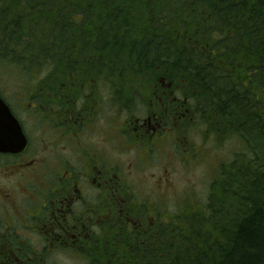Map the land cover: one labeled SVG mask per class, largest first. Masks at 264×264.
Segmentation results:
<instances>
[{
  "label": "trees",
  "instance_id": "obj_1",
  "mask_svg": "<svg viewBox=\"0 0 264 264\" xmlns=\"http://www.w3.org/2000/svg\"><path fill=\"white\" fill-rule=\"evenodd\" d=\"M3 75L22 88L15 102L33 92L37 104L86 103L97 90L112 115L113 97L133 100L139 87L167 107L178 93L207 136L237 137L243 151L220 164L208 202L180 214L130 190L134 216L153 219L152 246L117 254L125 264H264V0H0Z\"/></svg>",
  "mask_w": 264,
  "mask_h": 264
},
{
  "label": "flooded vegetation",
  "instance_id": "obj_2",
  "mask_svg": "<svg viewBox=\"0 0 264 264\" xmlns=\"http://www.w3.org/2000/svg\"><path fill=\"white\" fill-rule=\"evenodd\" d=\"M161 84L171 86L162 80ZM4 91L0 98L20 122L28 143L19 154L0 153V167L13 163L10 165H15L16 171L12 175L19 179L0 182V264H47L48 256L42 254L55 245L107 249L117 226L149 223L134 216L137 205L129 192L134 189L113 165V115L110 108L101 107L97 90L86 97V103L59 97L53 104H37L33 92L25 101L17 99L18 107L28 106L41 114L45 124L42 161L32 160L38 149L32 148V140ZM102 111H106L105 118ZM134 125L137 138L151 134L150 144H142L150 145L147 155L140 156L144 162L157 147L155 139L162 140L161 120L151 115L137 119ZM16 194L24 196L14 199ZM33 234H41L43 251H34Z\"/></svg>",
  "mask_w": 264,
  "mask_h": 264
},
{
  "label": "rangeland",
  "instance_id": "obj_3",
  "mask_svg": "<svg viewBox=\"0 0 264 264\" xmlns=\"http://www.w3.org/2000/svg\"><path fill=\"white\" fill-rule=\"evenodd\" d=\"M79 10L84 11L89 16L86 9L80 8ZM90 13L91 11H89ZM31 80L32 77H29L28 82H31ZM13 82V80H8L3 75V80H1L0 84L7 86V90L12 93L8 94L4 91V96L13 105L26 132L29 134L32 140V148L38 149L32 160L42 161L45 124L40 116L41 114L31 111L28 106L22 109L12 100L15 94L22 91L19 83ZM3 88L0 87L1 93ZM137 90L135 92L136 98L133 100L114 101L115 97H113L114 167L118 168V172L120 171L124 178L129 179L130 186L140 198L151 201L157 200V203L160 201L163 206L162 213L170 215L180 214L187 208L197 206L196 202L200 205H205L217 179L216 175L220 164H229L238 153L243 151L242 145L237 137L229 140L219 139L220 143L217 140L219 137L207 136L210 131L205 126H202L199 121L195 122L193 105L191 103L188 105L182 104L178 98H174L179 95L178 93H172L171 102L173 104L171 107H167L162 104L157 92L152 94L145 87H139ZM179 98H182L181 100L183 101V97L179 96ZM181 108L188 114V118L183 119L184 115H179L178 119H173L174 121L171 123L170 117L172 115H169V111L173 109L179 111ZM187 110L189 111L187 112ZM105 114L102 115L103 118H105ZM151 115L162 119V126L160 127L162 140L155 139L157 147L154 149V153L144 158L143 162V160H140V156L147 155L150 145L144 146L142 144L150 142L151 134L137 138L134 124L137 119L147 118ZM183 120L184 125L179 128ZM192 125L194 128L191 127ZM65 154L67 155V153ZM10 164L13 163L4 164L0 167V182L2 184L12 180L19 181V179L15 178L17 174L12 175L16 171L13 170L15 165L12 166ZM22 195L18 196L16 194L14 199L23 198L24 195ZM128 208L131 209L130 206ZM149 225L152 226L150 219ZM119 227L117 226V229L113 232L110 247L107 249L96 250L94 246L92 248H83L86 245L79 246L78 244L55 245L47 247L46 253H43L42 256L45 257V254H47V264H125L128 260H123L122 255H118L117 251L124 253L125 249L130 248L131 251L129 250L128 254L136 255L137 250H142L144 244L146 247L152 246L147 243V240H150L152 235L148 234L147 230H144V226L137 227L123 224ZM40 235H31V239L35 243L34 246H37L34 251L37 250L38 252L43 251V247L40 246ZM24 236L28 237L26 233ZM91 236L93 235L90 234ZM143 240H146V242L141 245ZM114 243L117 245H114ZM133 244L135 246H132ZM113 245L116 246L115 249L112 248Z\"/></svg>",
  "mask_w": 264,
  "mask_h": 264
},
{
  "label": "water",
  "instance_id": "obj_4",
  "mask_svg": "<svg viewBox=\"0 0 264 264\" xmlns=\"http://www.w3.org/2000/svg\"><path fill=\"white\" fill-rule=\"evenodd\" d=\"M27 143L20 122L0 98V153L19 154L26 149Z\"/></svg>",
  "mask_w": 264,
  "mask_h": 264
}]
</instances>
